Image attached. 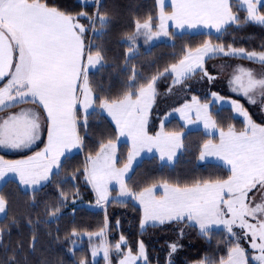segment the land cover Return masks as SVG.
<instances>
[{
	"label": "snow or ice",
	"instance_id": "6c2138e0",
	"mask_svg": "<svg viewBox=\"0 0 264 264\" xmlns=\"http://www.w3.org/2000/svg\"><path fill=\"white\" fill-rule=\"evenodd\" d=\"M158 6V30L152 31L154 25L152 17H149L143 24L137 21L135 33L127 37L131 45L128 49L130 56L138 53L136 41L140 35L146 44L160 37H170L164 23L166 20H175L177 28L205 25L215 29L217 34L227 32L232 25L251 22L264 26V0H239L238 6L246 12L244 17L233 11L237 7L233 0H172L174 11L171 14L163 11L165 0H158ZM80 19H87L88 26L81 24ZM97 20L101 26L99 30L94 27ZM109 22L99 10L93 18L87 12L72 15L51 6L48 0H0V82L6 81L0 87V111L18 108L0 118V149H31L40 142L45 126L47 128V143L34 155L15 161L0 156V181L8 173H15L20 183L31 185L34 190L36 185L58 176L63 168L61 158L71 149L84 146L78 125L86 129L89 109L100 108L115 121L116 139L131 137L132 147L123 167L117 166V145L111 139L100 144L95 156L86 157L83 172L99 197L97 203L107 201L108 185L116 181L120 196L135 197L143 205L142 228L169 223L186 224L198 227L200 233L210 239L209 233L215 227L233 238L228 241L226 257L218 260L205 258L199 264H250V260L264 264V124L253 121L239 101L230 100L228 103L234 113L244 118V130L236 131L232 126L227 132L221 130L220 143H206L200 153L201 160L206 155L222 157L231 172L226 179L197 180L183 185L164 183L163 195L159 197L155 194L158 187L155 184L137 194L130 191L126 183V178H131L129 173L133 171L134 162L145 148L151 151L156 147L160 159L168 162L185 148L180 133L161 130L154 136L148 134V110L158 95L156 84L161 77L172 76L173 85L183 84L197 75L211 83L217 77L208 72L206 58L223 54L264 64V51H247L231 45L226 50L224 45H213L208 40L195 50L185 49L184 56L177 63L164 68L146 84L139 83L141 74L133 70L129 81L131 90L121 99L112 100L94 92L85 66V61L88 66L101 65L104 61L101 51L92 52V48L98 46L85 43L86 34L89 31L102 34ZM229 84L231 91L246 97L250 104H255L258 96L264 111V75L257 78L251 69H240ZM210 95L217 101L226 100L215 92ZM96 100L99 104L95 103ZM211 102L201 104L199 98L193 96L191 103H185L174 111L180 112L189 124L203 122L205 128H215L216 123L209 111ZM23 104L31 107H18ZM78 105L83 109L82 119L77 115ZM193 112L196 120L190 118ZM254 190L260 193L258 203L255 202ZM60 196L63 203L66 197L63 192ZM7 203L0 195V213H5ZM57 212L59 208L51 215L55 216ZM234 228L242 230V235L237 236ZM5 231L0 228V238ZM72 235H76L75 230ZM96 235L102 236L103 230ZM241 239L255 254L249 255L248 250L241 246ZM121 241H124L123 236ZM113 247L123 257L117 260V264H137L141 259L147 264L142 241L138 242V255H134L130 248L127 254L123 253L120 243ZM100 248L104 259L111 264L109 248L106 245ZM177 248V244L170 245V255ZM98 251V248H93L91 255L95 257ZM9 260L14 262L15 257H9ZM79 264L88 262L81 260Z\"/></svg>",
	"mask_w": 264,
	"mask_h": 264
},
{
	"label": "trees",
	"instance_id": "16d2710c",
	"mask_svg": "<svg viewBox=\"0 0 264 264\" xmlns=\"http://www.w3.org/2000/svg\"><path fill=\"white\" fill-rule=\"evenodd\" d=\"M48 3L72 15L87 12L93 18L99 10L109 19L102 34L89 31L85 36L92 45L98 46L93 47L92 52L99 50L104 57L103 63L90 71L89 80L94 92H99L101 97L107 99H121L131 90L129 81L133 70L141 74L139 83L146 84L148 79L158 76L164 68L178 62L184 56L185 49H194L208 40L251 51L264 50V26L250 22L232 25L222 34L173 31L171 41L157 42L149 48H141L135 56H129L127 50L131 45L127 37L136 31L137 21L140 23L152 17L157 23V0H99L98 3L97 0H48ZM233 3L237 5L233 11L244 17L246 12L242 6H238L239 0H233ZM82 20L88 26L89 21ZM94 26L95 29H100L98 20ZM165 77L164 80L169 82L172 76ZM165 87L161 79L158 89L162 92ZM95 103L99 104V100ZM230 112L229 108L215 111L219 124L228 126L229 123H234L242 127L238 118L224 120L223 116H229ZM89 113L87 128L78 125L84 146L65 155L62 160L63 168L58 176L54 175L49 182L34 190L23 188L14 179L8 180L1 187V195L8 203L6 214L0 217V228L6 229L0 238V264H79L84 257L90 258L88 246H74L77 240H87L80 239L79 232L95 233L106 228L111 231L113 243L119 239V235L124 236L127 238L126 246L134 252H138V242L142 241L147 251V264H167L169 243L178 232V225L169 223L142 228L143 209L132 200H112L107 204L106 210L68 202L70 194L79 185L86 192L85 198L94 195L91 188L84 184L86 157L95 154L101 143L114 139L118 134L115 124L100 108ZM77 115L82 119L84 114L79 111ZM157 126L158 122H154L151 129H156ZM166 128L183 130L185 127L177 119H172L166 123ZM211 137L202 129L188 131L184 138V152L173 165L160 162L156 156L146 157L135 167L131 178L127 179L129 187L138 192L161 181L183 185L197 180L227 178L230 170L225 166L215 162H198L204 143ZM126 157V153H123L119 163L124 162ZM69 176L73 181L70 185ZM61 192L66 197L63 203ZM57 208L59 212L55 216L51 215ZM185 227L187 241L172 264H193L205 258L218 260L226 257L228 241L232 240L226 231L214 229L209 233L210 239H206L198 227ZM74 230L75 236L72 235ZM116 230L117 235L114 234ZM13 256L14 262L9 260ZM250 264L255 263L251 260Z\"/></svg>",
	"mask_w": 264,
	"mask_h": 264
},
{
	"label": "rangeland",
	"instance_id": "374dc122",
	"mask_svg": "<svg viewBox=\"0 0 264 264\" xmlns=\"http://www.w3.org/2000/svg\"><path fill=\"white\" fill-rule=\"evenodd\" d=\"M93 1H95V0H83V2H93ZM157 3H158V0H157ZM172 8H173V6H169V5H167V7H166L168 12H170ZM172 12H173V9H172ZM158 16H159V9H158ZM146 21L147 20L142 21L140 23L143 24ZM79 22L81 24H84L82 19H80ZM152 23L154 25L152 31L158 30V26L160 24L159 19H158L157 23H155L152 20ZM166 28H167L168 32L171 34L170 37H160V38L154 39L152 41H149L147 44L144 42L143 35H140L136 41L138 52L141 50V48H149L151 45H153L157 42L171 41L173 39L172 38V32L173 31L177 32V33H181V32H215V30H203V29L194 30V31H190V30L178 31L174 26H170V25L169 26L166 25ZM202 28H205V26ZM210 41L213 45L221 44L217 41H212V40H210ZM85 42H86V44H89L90 40L85 38ZM202 45H200L198 47H201ZM231 46L235 47V48H239V47H236L234 45H231ZM198 47H196V48H198ZM196 48H194L192 50H195ZM225 48L227 50V46H225ZM247 51H251V50H247ZM260 51H264V50H259L256 52H260ZM94 53L95 52H93V54ZM127 55H129L128 50H127ZM205 64H206L208 72L217 77V79L211 83L208 82L207 80H201L199 75H197L196 77H194L192 79L185 81L183 84H176V85H173V83H172L173 77H171L169 82H166L164 80L166 78L165 76H169V75H165V76H163L165 78L161 77L158 80V82L156 84V89H157V93H158L156 98L158 97V99L156 100V98H155V100L152 104V105H154V103L156 104V111L155 110L153 111L150 107L148 110V116H147V131H148L149 135L154 136L156 133L160 132L161 130H163L164 132H169V133H172V132L180 133L181 138L184 142L185 134L188 131L196 130V129H202L205 133L212 136L204 144L209 143V142H211L213 144H219L220 143V131L221 130L224 132H227L229 129V126H232L236 131H243L245 128L244 118L233 112L232 108L230 107V104L228 103V101H230V100L239 101V103H241L247 109V111L251 115L253 121H255L258 124H264V111H262L261 99L257 96L256 97L257 102L255 104H250L246 97H244L241 94L234 93L233 91H231V86L229 84V81L233 78V76L235 74L240 73V69H244V70L251 69L253 71V73L257 76V78H259L261 75H264V64H261L259 61H249L248 59H245L242 57H231V56H225L223 54H217L215 57H213L211 59L206 58ZM99 66L100 65L89 66L90 70H88V75H89L90 71L97 69ZM161 79L163 80V82L166 86L165 87L166 89L163 90L162 92L160 91V89H158V84H159V81ZM169 88H171V92H169ZM213 92L218 93L220 96L225 97L226 100L225 101L214 100V98L210 95V93H213ZM193 96L198 97L199 102L201 104L208 103L209 101H212L209 104V111L211 113L212 119L216 123L215 128H211V127L205 128L203 122H197L195 124H189L187 122V120L184 119V117L181 115L180 112L174 111L177 108H182V106L185 103H191V98ZM82 99H83V97H82ZM226 108L231 109V112H230L229 116H223L224 120L227 118H232V117L238 118L242 122V127H238L234 123H229L228 126H221V124H219V121L217 118L218 116L215 115V111H217V112H219L221 110L223 111V109H226ZM79 111L82 114H84L82 106H78L77 114ZM91 111H92V109H89V112H91ZM101 111L103 113H105L112 120V122L115 124V121L107 113L106 110L101 109ZM190 118L193 120H196L194 112L190 114ZM172 119H177L181 124L184 125L185 128L183 130L182 129L181 130H169V129H167L166 123L171 121ZM154 122H158V126L156 127V129L155 128L151 129V126H152V124H154ZM162 122H163V129H161V123ZM115 126H116V124H115ZM117 136H118V134H117ZM111 140H113V142H115L117 145V156L119 157V159L123 153L124 154L126 153V155H127L128 152L131 150V147H132L131 137H127V136L120 137L119 140H117L115 137L114 139H111ZM107 142L108 141H106L105 143H107ZM184 149L179 150L177 152V155L174 158V160L171 162H168L166 160L160 159L159 150L156 147H152L151 151H148V149L145 148L140 153V156L137 157L136 162H134L133 171H134L135 167L144 158L152 157V156H156L158 158V160L162 163H168V164L173 165L179 159V157H181V155L184 152ZM201 151H203V147H202ZM74 152H76V151H74ZM17 153H23V152H22V150H19ZM95 154L89 155V156H95ZM63 158H62V160H63ZM198 162L203 163V164L208 163V162H215V163H219V164L225 166L227 169H229V165H227V163L222 159V157H219V156L206 155L205 158L203 160H201L200 155H199ZM125 163H127V157H126L124 162L118 163L117 166L123 167V165ZM131 173H129V175H131ZM230 175H231V172H230ZM224 179H226V178H224ZM7 181H5V182H7ZM49 181H47V182H49ZM4 183H2V185L0 186V195H1V187L3 186ZM126 183H127V178H126ZM164 183H168V182L161 181V182L155 183V185L158 186L156 189V193H155L158 197L163 195L162 185ZM45 184H43V185H45ZM70 184H73V181H72L71 177L69 176V185ZM84 184L91 188L94 195L91 197L87 196V198H85L86 192H85V190H82L80 185H79V187L77 186V189L74 190L70 194L71 197L68 199V202H71L74 205L87 206L88 208L92 207V208H101L103 210H106L107 204L112 200H115V199L116 200H132V201L136 202L137 204H139L143 209V205L140 204L139 200L136 199L135 197L120 196L119 185L117 184L116 181H112L111 183H109V185H108V193H109L108 199H107V201H101L100 203H97L99 197H98L95 189L93 188L92 184L90 182H87L86 179L84 180ZM168 184L174 185V183H168ZM152 185H150V186H152ZM150 186H148V187H150ZM38 187H41V186H38ZM38 187H36V188H38ZM127 188L130 191L135 192L137 194H139L141 191H143V189L141 191H138V192L133 191L129 187L128 183H127ZM254 193H255V202H257V203L260 202V199H261L260 193L255 192V190H254ZM249 195L252 196L253 193H250ZM6 212H7V207H6L5 213H0V217H3L6 214ZM175 225H178L177 226L178 232L175 233V235H173V237L170 240L169 252H168L169 260L167 261V264H169V263L172 264L173 260L182 252L183 245L187 241L186 237H185L186 236V233H185L186 224H175ZM220 227H221V229L223 228V226H220ZM214 229H217V228L213 227L212 230H214ZM181 230H183L182 235H181ZM234 231H236L237 236L242 235V230H240L239 228H234ZM100 232L101 231H98L95 233L86 232V231L79 232L78 236L80 237V239L86 238L87 240H85V241L77 240L76 243L74 244V246L76 248L77 247L78 248H85L87 246L89 247L90 258L87 259L84 257V259H82V260H86L88 262V264H109V262L104 259L103 249L100 248L101 245H106L109 248V260L111 261V264H117V260L122 259L123 257L120 256L119 253L116 252L113 245L120 243L121 244V251L123 253L127 254V251L129 249V247L126 246L127 238L123 236L124 241L122 242L121 241V235H119L120 236V237L118 236L119 239H116V242L113 243L111 241L110 229L108 230V228H106L105 230H103L102 236H97L96 234L100 233ZM114 234L117 235V230L114 232ZM240 243H241L242 247H244L246 250H248L250 256L255 254L252 252L250 245L244 239H241ZM172 244H177L178 248L174 253H171V255H170V251H171L170 245H172ZM144 247H145V245H144ZM93 248L99 249L98 254L95 257H93L91 255V251ZM145 250H146V247H145ZM132 252L134 255H138V252H134V251H132ZM146 254H147V251H146ZM252 261L255 264H258V262L254 261V260H252ZM199 262L200 261H197V262H194L193 264H199ZM137 264H145V262L143 259H141V260L137 261Z\"/></svg>",
	"mask_w": 264,
	"mask_h": 264
},
{
	"label": "crops",
	"instance_id": "0c3cea01",
	"mask_svg": "<svg viewBox=\"0 0 264 264\" xmlns=\"http://www.w3.org/2000/svg\"><path fill=\"white\" fill-rule=\"evenodd\" d=\"M167 5L172 6V0H165V6H164V9H163L165 14H171L172 13V9L174 11V8H172L171 11L168 12L167 9H166ZM158 9H159V6H158ZM159 12H160V9H159ZM164 23H165V27H166V25L167 26H169V25L170 26H174L178 31H185V30L194 31V30H201V29H203V30H215L213 28L206 27L205 25H199V26H197L195 28L189 27L188 25H185L183 28H177L175 20H166ZM204 26H205V28H202ZM87 51L88 50L86 48V52ZM85 65H86V67H88V70H90V67L87 65L86 61H85ZM2 86H3V84L0 85V87H2ZM81 99H82V97H81ZM157 99H158V97L156 98V100ZM78 106H80V105H78ZM18 107L27 108V107H31V105L30 104H23V105H20ZM151 109L153 111L154 110L156 111V104L155 103H154V105L151 106ZM17 110H18V108H12V109H7L5 111H0V118H5L6 114L8 112H15ZM46 143H47V128L45 126V128L43 130V133H42V136H41L40 142H38L37 145H35L34 147H32L31 149H21L23 153H17L19 150L0 149V156H2L5 160H8V161L27 159V157H29L31 155H34L35 152L42 150ZM79 149L80 148H73V149H71V151L69 153L77 151ZM69 153H66V155L69 154ZM9 179H15V180H17L20 183L18 174L8 173L6 178L3 181H0V186L2 185V183H4L5 181H7ZM45 183L46 182H44L43 184H45ZM20 185L23 186L25 189H33V186H31V185H24L22 183H20ZM42 185H36L35 188L38 187V186H42Z\"/></svg>",
	"mask_w": 264,
	"mask_h": 264
},
{
	"label": "water",
	"instance_id": "95a60500",
	"mask_svg": "<svg viewBox=\"0 0 264 264\" xmlns=\"http://www.w3.org/2000/svg\"><path fill=\"white\" fill-rule=\"evenodd\" d=\"M1 83V82H0Z\"/></svg>",
	"mask_w": 264,
	"mask_h": 264
}]
</instances>
